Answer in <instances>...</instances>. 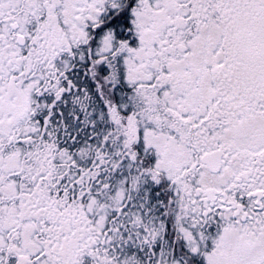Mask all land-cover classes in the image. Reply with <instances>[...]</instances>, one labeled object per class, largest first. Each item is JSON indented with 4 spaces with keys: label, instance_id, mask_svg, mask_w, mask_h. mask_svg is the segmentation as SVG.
<instances>
[{
    "label": "snow or ice",
    "instance_id": "obj_1",
    "mask_svg": "<svg viewBox=\"0 0 264 264\" xmlns=\"http://www.w3.org/2000/svg\"><path fill=\"white\" fill-rule=\"evenodd\" d=\"M0 264H264V0H0Z\"/></svg>",
    "mask_w": 264,
    "mask_h": 264
}]
</instances>
